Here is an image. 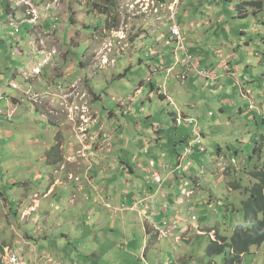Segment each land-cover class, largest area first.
<instances>
[{
  "label": "rangeland",
  "instance_id": "374dc122",
  "mask_svg": "<svg viewBox=\"0 0 264 264\" xmlns=\"http://www.w3.org/2000/svg\"><path fill=\"white\" fill-rule=\"evenodd\" d=\"M175 1L169 0L170 3ZM252 1L257 0H183L178 9V22L191 52L202 60L201 69H217L222 64L223 59L215 52L218 49H227L226 54L239 55L240 59L236 62L244 68L241 79L249 78L248 85L253 91L251 100L244 102L239 88L222 95L218 85L206 82L193 73H190L185 83L181 82L177 75L183 71V66H178L175 75L161 72L163 68L176 64L173 55L176 44L166 46L165 41L160 45L157 43L160 34L169 32V25H162L159 31L152 29L150 37L141 40L146 37L141 33L143 29L147 32L149 30L143 22L135 20L131 24L133 31L125 35V43L115 38L111 32L121 27V0H115L106 15L110 18L107 28L115 25L110 31H106L103 3L97 0H77V23L72 20L67 23L68 31L74 27L82 35L76 43V49L71 45L76 41L70 44L69 34L63 31V24L57 23V17L50 10H45L54 0H39L43 7L40 12L36 7L37 10L32 8L33 2L37 0H0V98L3 102L14 97L19 101L23 99L25 107L33 108L31 115H22L24 126L30 125L32 121L37 123V129L19 127L17 116L10 121L6 117L10 108L0 106L3 112L0 121L3 124L4 175L16 177L18 172L17 166H12L10 162L14 159L13 141H10V136L5 137L7 133L15 135L19 127L26 141L33 140L31 147L40 159L46 156L44 143L54 146L56 135L66 133L55 122H51L50 117L46 120L37 118L34 113L38 112V105L31 101L33 95H41L49 87L43 85L40 90L42 81H37L39 72L32 75L28 73L32 72L33 66L45 60V56L39 54V47L43 43L40 37L51 38L59 55L50 59L51 70V66L42 69L41 79H53L57 69L63 72L65 66L61 65L62 60L74 62L76 70L71 72L68 82L57 79L56 84L52 85L54 89L58 90L61 85L65 87L83 75L81 79L84 81L90 79L94 91V94L89 92L92 116L96 121L90 146L98 137L104 136V149L95 153L92 162L96 168L90 174L95 179L91 188L99 189V197L113 200L109 206L113 208L111 210L94 204V198L90 202L77 199V209L68 211L66 202L61 206V211L49 220L37 222L30 219L26 224L20 218H11L15 227L12 231L8 226L3 230L0 223V243L7 241L9 250L20 252L26 264H227L231 257L236 261L229 264H264V244L253 247L240 260L234 257L229 247L221 255L209 258L207 248L212 241L210 236L198 237L197 232L204 235L198 227L188 233L194 217L196 222L199 219L197 225L216 232L215 241L221 246L219 241L233 237L238 226L250 227L242 213V203L249 197L245 188L252 186L248 173L255 167L264 166V8L257 13L258 7L247 3ZM240 6L244 7L243 13L240 12ZM96 34L99 36L98 41L91 43ZM55 38L60 42L58 47ZM87 42L90 49L94 50L88 59L90 71H83L80 61L88 53ZM118 47L123 52L137 48L138 53L133 56L131 50L120 59L123 55L116 51ZM66 51L69 54H65ZM154 51L159 52L157 57L153 55ZM115 52L116 60L107 57ZM99 56H106L110 62H114L105 71L97 70L100 65ZM193 78H197V81ZM150 79L161 90L154 92ZM32 86L33 93H27L29 89L32 90ZM137 90H142L141 94ZM251 102L256 106L254 111H250ZM23 109V106H19L16 111L22 113ZM180 111L188 117H196L200 125H204L203 141L207 152L199 154V146H196L192 154L185 158L182 163L185 181L181 184L182 188L176 189L171 195L174 205L166 211L167 216L162 222L167 221L170 226L179 224L181 228L175 231L177 236L188 234L176 245L168 239V234L170 237L172 234L165 229L169 226L165 223L162 230L166 231L158 236V240L162 241L157 242L154 235L149 238L147 259L143 261L144 230L149 220L145 215L139 214L140 218H135L132 211H122L132 206L133 203L129 201L131 195L142 193L146 178H151L149 172L158 173L162 179L167 176L168 180H172L168 176L172 169L177 170L180 153L183 155L186 150V144L175 146L186 127H176L175 116ZM61 114L64 115L58 111V115L53 117H60ZM64 116L67 118V126H71L73 131L68 116ZM74 135L72 141L76 137ZM36 140L41 146H37ZM15 141L19 147L25 146V142L18 137ZM75 142L73 147L79 145L76 138ZM256 144L260 146L257 152L254 151ZM67 154L64 171L74 168L82 170V161L85 159H82L83 154L72 156L71 151V157ZM230 164L234 173L227 169ZM101 170H105L102 175ZM52 171L49 168L47 172ZM220 173L225 176L223 180L220 179ZM79 179L89 184L85 176ZM240 183V189H232V184L239 186ZM79 184L75 182L76 186ZM124 192L130 195L126 197ZM181 201L184 203L178 206ZM202 217L207 219L206 223L200 222ZM39 218L41 220L44 216L40 215ZM37 229L43 230L44 234L35 235ZM13 233L20 237L19 233L33 236L35 263V260L27 259L28 254L21 251L22 248L19 249V241ZM1 250L0 247V253ZM6 251L1 253L3 257ZM2 262L7 264L3 258L0 264Z\"/></svg>",
  "mask_w": 264,
  "mask_h": 264
},
{
  "label": "crops",
  "instance_id": "0c3cea01",
  "mask_svg": "<svg viewBox=\"0 0 264 264\" xmlns=\"http://www.w3.org/2000/svg\"><path fill=\"white\" fill-rule=\"evenodd\" d=\"M39 0H37V2H33L34 5H32L33 7H36L38 9V11L40 12L43 7H41V2L42 1H48V0H40L41 2H38ZM77 0H62L61 3H59L57 6H55L56 8H53L50 10V12L55 15L57 17V23H61L63 24V31L66 34H69L70 37V44L73 41V44H71L75 49H76V43L78 40H80L82 38V35L74 28L72 27L70 31H68L67 29V23H69L71 20L74 23H77V19H78V15L79 12L76 9V3ZM264 2V0H263ZM264 8V6H263ZM263 11L258 9L257 13ZM43 15H45V13H43ZM42 16V15H41ZM106 20V28L109 24L110 18L108 19V17L105 15V19ZM221 22V20H220ZM181 26V25H180ZM115 25H113L110 28H107L106 31H110V29L112 30V28H114ZM182 28V27H181ZM39 34H41V31H38ZM99 33V32H98ZM138 33V32H136ZM37 37H39V35H37ZM99 36L96 34L94 36L93 42L91 43H95L96 41H98ZM40 39L43 40L44 46L39 47V50L42 51H46V52H50V50L52 48H55V44L53 43V41L51 40V38L47 39L46 37L42 38L40 37ZM141 40H145V38L141 39ZM56 41V46L58 47L60 42L58 40V38H55ZM86 45L88 46V53L86 54V56L83 57L82 61H80V68L83 69V71H90V67L88 65L89 63V57L91 56V54L93 53V48L90 49V45L87 42ZM225 46V45H224ZM227 48H230V46H227ZM133 50V56L135 54L138 53L137 48H133V49H129L127 52H123V50H121V48L118 47V49L116 50L117 52L120 51L123 55V57L120 59H123L124 56L129 52ZM227 49H223V51L221 49L216 50V54H221V55H225L226 58H230V64H231V70L232 73H226L225 69H223L222 64L219 65V67H217V72L220 75V80H219V84H218V91L220 94H229V92L233 91L235 89V83L237 79H241V77L243 75H241L243 73V65H241L240 63L236 62V60L240 59L239 55H237L236 53H228L226 54L225 51ZM113 53L111 55H108L107 57H110L111 59L116 60V53ZM65 54H69L68 51H66ZM121 55V56H122ZM224 56V57H225ZM135 61V60H134ZM62 64L64 65V69L62 70L63 72H60V69H57V73L55 74L53 79H49V80H42L41 79V74L38 73V78L37 81L41 82L42 81V86L40 88V90L42 89L43 85L45 86H52L53 84H56L57 79L63 80L65 82H68V79L71 78L70 74L73 70H76L75 68V64L74 62H65L64 60L61 61ZM36 66H33V68H35ZM216 68V67H215ZM52 69V66L50 67V70ZM103 71V70H101ZM105 71V70H104ZM240 72V74H239ZM99 76V75H98ZM84 75L82 77H79L78 80L74 79L75 82L81 80V78H83ZM122 78V77H121ZM244 79V78H242ZM73 80V81H74ZM192 80L197 81V78L195 80V78H193ZM70 82V84H72V82ZM35 82V81H34ZM73 82V83H75ZM85 86L88 89V91L92 92V94H94L93 89L91 88V81L90 79H85ZM150 83L152 85V90L154 92H157L161 89H158V85L154 84L153 79H150ZM250 83V82H249ZM67 84V85H70ZM48 87V88H49ZM245 88L247 91H250V100L252 98V89L250 88V85H245ZM31 91V93H33V86H32V90H28L27 93H29ZM142 90H137V93L141 94ZM36 93V91H35ZM1 94V93H0ZM135 97L138 98V96L136 95ZM28 102H29V98L27 97ZM26 101V100H25ZM242 101L247 102L248 100L246 99H242ZM227 102V101H226ZM24 101L22 99V101L18 100L17 98H9L8 101L3 102L2 98H0V106L3 108V106H5L7 109L10 108L9 112L6 114L7 115H12L13 117L17 116V123L20 124L19 127L24 126V121H23V117L22 115H31L33 113V108L31 109L30 106L29 108L24 106ZM19 106H23L24 109L22 110V113L16 111L17 107ZM16 107V108H14ZM36 110L38 111L37 113H34L35 115H37L40 120H46L48 119V117H50L51 122H55L57 124V127L61 129V131L66 132V133H58L55 137V145L52 146L51 144L48 145L47 143H44V147L46 149V156L43 158H38L37 155L34 153V149H32V145H33V140L30 141H26L25 138H23V136L20 133V129L19 127L16 129V134L13 135L11 133H7L6 136H10V141L12 142V146H13V154H14V159L11 162L12 166H17V175L16 177L14 176H7L4 175V164H3V124L2 121H0V223L3 225L2 229L4 230L6 228V226H8V229H11V231L13 230V228H15L13 226V221L11 218H16L15 220H18L19 218L21 219V222L28 224L30 219H35L37 222L38 221H42V220H49L52 217H54L56 212H60L61 211V206L63 204H65L66 202H68V207L67 210L70 211L72 208L77 209V199H84L86 202H90L92 201V198H94V204H97L99 206H103L105 209L107 210H111L113 208H109L110 206V202H112L113 200L111 198H107L105 199L104 196H98L100 191L99 189L93 187L91 188L92 184H93V179L94 177L91 176L90 174L95 170L96 168V164H93L92 162L95 159V153L97 152H102L103 151V147H104V136L102 135V133L100 135H102L100 137V140L97 141L96 145L93 147L92 151L85 153L82 156V159L84 160V162L82 161V163H84V167L82 168V170L79 168L78 170H76L75 168L73 170H66L64 171L65 168V161L68 159L67 156L65 158V155H69V157H71L70 151L72 149L71 146L73 145V142H75V138L72 141L74 135V131L71 130V126H67V118L61 114L60 117H53L50 116L47 113V107H36ZM0 111V115H1ZM3 113V112H2ZM2 116V115H1ZM53 118V121H52ZM98 126V125H97ZM96 126V127H97ZM25 128H36L37 129V123H35L34 121L31 122L30 125H25ZM204 125H201V129L204 135V131H203ZM190 133H192V129L191 128H184V133L182 138L176 142L175 146H178L180 144H183L184 141H188L190 138ZM71 134L73 135L71 138ZM4 137V138H5ZM19 138L20 140L25 142V146L24 147H19L18 143L15 141L16 138ZM77 140V139H76ZM27 142V144H26ZM37 142V146H41V143L36 140ZM76 143V142H75ZM80 145V144H79ZM79 145H76V147H74L75 153H72V156H74L75 154H79L81 151H83V148H81ZM97 146V147H96ZM63 147V149H62ZM96 147V149H95ZM55 148H60L58 150L57 153H52V151ZM65 150V151H64ZM197 155V154H196ZM178 157V154L175 156V160ZM101 165H103V162H101ZM52 168L53 171L52 172H47L49 168ZM227 169L231 172L234 173L235 170H233V166H228ZM20 171V172H19ZM132 171V170H131ZM105 172V170H101L100 174L102 175ZM134 171H132L133 173ZM172 172L173 169L171 170V174L168 176L172 179ZM7 173L8 172L7 170ZM154 174H158V173H151L149 172L150 175V179L147 180L146 178V185L144 187H142V193H139L138 195H131L129 201L132 204L131 207H128L125 209V211L123 210L122 212H126V211H132L133 213H135V218L139 217L140 215H145L146 219L149 220L148 223V227L146 230H144V256L142 257L143 261H146L147 257H146V252H147V248L146 246L149 244V238L154 235L155 239L157 242H161L162 240H158V235H157V231L158 230H162L164 229V224H168L169 223L167 221L162 222V219L166 218L167 214L166 211L168 209H170L174 203L171 200V195L174 194V191L176 189H180L182 188L181 184L182 181L184 182V179L178 178L177 180H168L167 176L165 178H163V183L162 185H156L153 182V175ZM221 174V173H220ZM74 175H76L73 179H71V177H73ZM85 176L86 181L89 183H82L80 182L79 177H83ZM148 176V175H147ZM11 177V178H10ZM88 178V179H87ZM225 178L224 175L221 174L220 179L223 180ZM78 179V181L76 180ZM248 179L250 180V178L248 177ZM95 180V179H94ZM142 181V180H141ZM75 182L80 183L78 186L75 185ZM194 182L197 184H200L198 180H194ZM143 183V181H142ZM75 185V186H74ZM162 186V187H161ZM158 187V189L156 190L155 188ZM116 194L118 193V191H115ZM107 193V192H106ZM124 195H126V197H128L130 194H128L127 192L123 193ZM126 201V200H125ZM184 202L181 201L179 202L178 206L180 204H183ZM15 206V207H14ZM118 206V205H116ZM119 207V206H118ZM119 209H121L119 207ZM115 210V209H114ZM116 212V211H115ZM40 215L44 216L43 219L40 220ZM13 216V217H12ZM30 216V217H29ZM25 217V218H24ZM111 218H113V216L110 215ZM202 220H200V222H207V219L205 217L201 218ZM26 220V221H25ZM123 220V219H122ZM135 221V220H134ZM199 222V219L196 223H193L191 221V227L188 231V233L193 232L194 228H200V231L204 234V235H200L197 232V236L198 237H206L207 235H209L212 232H215L214 230L208 228V227H202L201 225H197V223ZM48 223V222H47ZM46 223V224H47ZM136 223V222H135ZM180 225H169L167 229L173 236L174 239H172L173 243L178 245V243L175 242V239H180L182 240L183 237L185 235H187L188 233L183 234L182 236H177L175 233V231H178L180 229ZM44 234L43 230H39L37 229L35 231V235L38 233H42ZM174 232V233H173ZM216 233V232H215ZM21 235L18 236L16 233H13V236L15 238L18 239L19 241V249L22 248L21 251L24 250V252L27 255V259L29 261H34V263L36 262V258L33 257V253L35 251V249H32V241L34 240L33 236L28 235V234H24L22 235L21 233H19ZM206 234V235H205ZM218 234V233H217ZM187 240V239H185ZM170 241V240H169ZM9 245L7 241H4L0 243V247L2 248V252L4 254V251H6L7 249H10ZM146 248V249H145ZM18 249V251H19ZM32 249V250H31ZM1 252V253H2ZM0 253V261H6L5 257H3V255ZM20 253V252H19ZM3 264V262H2Z\"/></svg>",
  "mask_w": 264,
  "mask_h": 264
},
{
  "label": "built area",
  "instance_id": "2783aa9c",
  "mask_svg": "<svg viewBox=\"0 0 264 264\" xmlns=\"http://www.w3.org/2000/svg\"><path fill=\"white\" fill-rule=\"evenodd\" d=\"M182 1L183 0H176L175 3H170L169 0H121L119 8V14L122 17L121 27L118 31H112L111 34H114L115 38L124 42L125 35L133 31L131 24L135 20H139L147 25L149 32L145 29L141 32L146 36L144 38L150 37L152 29L159 31L162 25H169V32L160 34L157 38V43L160 45L165 41L166 46L176 44V49L173 54L176 64L173 67L163 68L161 72L164 73L167 71L169 75H175L178 66H183V71L177 75V78L181 82L185 83L189 79L190 73H193L206 82L218 85L220 75L218 74L217 69H201L202 60L191 52L187 39L183 34L182 28L178 22V9ZM59 3L60 0H54V3L52 5H47L45 10L49 11L52 8H56L55 6ZM32 8L33 10H37L33 6ZM34 14L38 15L35 11ZM153 24L156 25L153 26ZM41 45L44 46L43 43H41ZM157 53V51H154L153 55L156 56ZM39 54L45 56V60L42 63H38L36 67L32 69V72L28 73L29 75H32V73L36 74L37 72L41 74L42 69L52 66L50 59L59 55L56 48L53 51H50V53L40 50ZM217 55L223 59V69H225L227 73H232L230 58H226L220 53ZM98 62L100 65H98L99 68H97V70H106V68L111 66L114 61L110 62L106 56H99ZM249 82V78L236 80L235 84L242 94V99L250 100L251 92L247 91L245 88V85ZM31 101L35 105H38V107H47V113L50 116L58 115V111H61V113L68 116V121L74 127L73 131L76 134V139L83 148V151L79 154L84 155L85 153L90 152L100 139L98 137L93 145L90 146L93 138L92 132L96 121L92 116L93 108L90 101V94L85 86L84 79L65 87L64 85H61L58 90L50 86L43 94L33 95ZM172 104H174L173 101ZM255 109V104L251 102L250 111H254ZM1 115H3L2 112ZM6 117L10 121L13 116L7 115ZM175 120L177 128L186 126L192 129L193 139L186 148L183 158L181 157L177 170L175 168L173 169L172 176L175 172L182 171V163L185 161V158L191 154L196 145L200 148V154L206 152V147L202 145L203 134L200 132L198 122L181 111L175 116ZM71 149V151L75 153L73 145L71 146ZM152 178L155 184L162 185V179L159 174H154ZM190 195H192V193ZM192 221H196V218L193 217ZM162 233L163 232L160 234ZM5 260L7 264H26L25 260L19 253L11 252L9 249L6 251Z\"/></svg>",
  "mask_w": 264,
  "mask_h": 264
},
{
  "label": "trees",
  "instance_id": "16d2710c",
  "mask_svg": "<svg viewBox=\"0 0 264 264\" xmlns=\"http://www.w3.org/2000/svg\"><path fill=\"white\" fill-rule=\"evenodd\" d=\"M97 1L101 4L103 3L104 6L103 10L106 11H104V13L102 14L107 15V13L109 12L108 10L111 9L115 0H97ZM247 3H251L252 5L254 4L255 7H258V9L260 10H262L264 6L263 0H257L255 2L252 1ZM243 8H244L243 6H240V12H242ZM158 54L159 52L157 53V55ZM235 88H237L236 84H235ZM190 118H194L198 122L200 132L203 134L201 125L197 120V118L196 117H190ZM192 139L193 136L192 133H190L189 140L183 142V144H186L185 149L188 147ZM203 139L204 137L202 138V145L204 146ZM196 146L194 147V149L196 148ZM259 147L260 146L256 144L254 151L257 152ZM59 149L60 148H55L52 151V153H57ZM199 151L200 148L198 147V152ZM183 155L181 152L179 156L180 159L181 157L183 158ZM178 164H180V162ZM184 177L185 176L182 174V171L175 172V174L172 176V180L174 181L177 180L178 178L185 179ZM248 177L250 178V182L252 183V186L251 187L246 186L245 188L246 192L249 194V197L246 201L242 203V213L244 215L246 224L249 225L250 227L245 228L243 226H238L234 232L235 235L233 237H231L230 239L224 238L221 241H219L222 244L221 246L218 243H214L211 241V243L207 248V254L209 258H212L216 255H221L224 249L229 247V249L233 251V255H235L234 257L240 260L242 256L250 252L253 247H261L264 244V166L255 167L253 170H251L248 173ZM163 181L164 180L162 179V183ZM232 185H233L232 189L234 190H238L240 189V187H242L241 183L239 186L235 184ZM234 261L236 260H233L231 257V260L227 264L233 263Z\"/></svg>",
  "mask_w": 264,
  "mask_h": 264
},
{
  "label": "clouds",
  "instance_id": "9594fccd",
  "mask_svg": "<svg viewBox=\"0 0 264 264\" xmlns=\"http://www.w3.org/2000/svg\"><path fill=\"white\" fill-rule=\"evenodd\" d=\"M123 43H125V42H123ZM123 43H122V44H123ZM203 137H204V135H203ZM206 152H207V150H206ZM206 152H205V153H206ZM205 153H204V154H205ZM220 170H221V169H220ZM222 171L225 172L224 170H222ZM193 222H196V221H193ZM164 227H165V226H164ZM164 231H166V230H164ZM164 231H163V230H158V231H157V235L160 236V235H161L160 233H161V232H164ZM167 234H168V232H167ZM215 235H216V233H215V232H212V233H210L208 236H210V239H211L212 241H214L215 243H218V241H217V242L215 241ZM168 239H171V240H172V239H174V238H173V236L170 237L169 234H168ZM168 239H167V240H168ZM180 241H181L180 239H177V242H176V239H175V242H176V243H179Z\"/></svg>",
  "mask_w": 264,
  "mask_h": 264
},
{
  "label": "bare ground",
  "instance_id": "6f19581e",
  "mask_svg": "<svg viewBox=\"0 0 264 264\" xmlns=\"http://www.w3.org/2000/svg\"><path fill=\"white\" fill-rule=\"evenodd\" d=\"M206 235V234H205ZM243 257V256H242Z\"/></svg>",
  "mask_w": 264,
  "mask_h": 264
}]
</instances>
